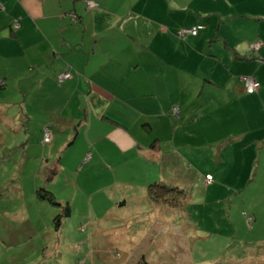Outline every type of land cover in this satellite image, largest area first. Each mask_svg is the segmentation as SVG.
I'll return each mask as SVG.
<instances>
[{"label": "crops", "instance_id": "crops-1", "mask_svg": "<svg viewBox=\"0 0 264 264\" xmlns=\"http://www.w3.org/2000/svg\"><path fill=\"white\" fill-rule=\"evenodd\" d=\"M87 1L97 6L87 8ZM197 26L196 36L177 38L179 29ZM67 66L72 77L58 83ZM247 76L259 82L256 93L245 92L241 78ZM8 85L25 111V124L9 122L11 144L27 138V164L40 162L31 169L35 181L59 212L67 207L69 216L74 205L58 200L54 186L61 167L56 175L43 167L51 161L66 164L63 171L77 178L91 171L108 180L103 176L116 166L114 174L126 178L116 180L124 186L118 207L126 209L133 197L138 207L184 214L192 198L185 182L192 173L194 182L202 175L192 168L198 152L210 148V155H219L229 142L256 149L264 162V0H0V89ZM206 92L211 98L203 101L218 102L216 116L227 117L219 121L237 124L241 118L260 126L236 128L230 137L223 125L202 127L211 106L197 116L190 106ZM47 125L52 141L41 147ZM72 181L65 180V190ZM151 183L189 194L180 206L154 201ZM245 214L252 227L254 214ZM243 260L264 264V250H250Z\"/></svg>", "mask_w": 264, "mask_h": 264}, {"label": "rangeland", "instance_id": "rangeland-1", "mask_svg": "<svg viewBox=\"0 0 264 264\" xmlns=\"http://www.w3.org/2000/svg\"><path fill=\"white\" fill-rule=\"evenodd\" d=\"M14 90L11 85L0 89V112L7 116L0 117V264H135L141 257L148 264H243L250 250H264V162H258L256 149L225 142L222 145L228 148L221 149L222 155H217L219 150L210 155V148L194 155L192 168L202 175L194 169L199 180L185 182V188H192V198L186 199L184 214L179 208L156 212L145 205L138 207L133 197L128 198L126 209L118 207L122 198L117 197L124 186L116 180L126 178L114 174L116 166L103 180L91 171L77 178L63 171L67 165L61 162L43 163L54 175L61 167L54 188L58 200L74 205L66 216L60 207L39 198L36 191L43 183L35 181L39 178L31 169L41 164H27V138L14 142L16 147L11 144L10 120L16 126L25 124L22 97ZM201 98L190 106L195 116L202 115L207 106L213 110L206 113L211 119L202 127L215 131L223 125L230 137L236 128L252 131L260 126L246 118L244 122L239 118L237 124L219 121L227 117L225 113L216 116L218 102L203 101L211 98V92ZM206 174L212 177L209 183ZM63 178L73 179L68 190ZM135 190L145 195L138 187ZM158 192L152 190L155 195ZM171 194L185 200L184 194ZM243 212L254 214L252 227Z\"/></svg>", "mask_w": 264, "mask_h": 264}, {"label": "trees", "instance_id": "trees-1", "mask_svg": "<svg viewBox=\"0 0 264 264\" xmlns=\"http://www.w3.org/2000/svg\"><path fill=\"white\" fill-rule=\"evenodd\" d=\"M14 22H16V21H14ZM17 23H18V21H17ZM18 25H19V23H18ZM19 27H20V25H19ZM18 27V28H19ZM12 28L14 29V30H16V29H18V28H15L14 27V23H13V25H12ZM182 29H184V28H182ZM179 30H181V29H179ZM178 30V31H179ZM177 31V32H178ZM177 32H176V36H177V38H179L178 37V35H177ZM191 37H194V36H191ZM179 39H181V38H179ZM64 73H68V74H70V78L72 77V73H71V69H70V67L69 66H67V68L62 72V73H60L57 77H56V80H57V82L58 83H61V82H59L58 81V77L61 75V74H64ZM65 80H67V79H65ZM64 80V81H65ZM63 82V81H62ZM242 84H243V82H242ZM243 87H244V84H243ZM260 89V88H259ZM245 90V89H244ZM246 92V91H245ZM256 93V92H255ZM253 94V93H252ZM45 127H48V129L50 130V133H51V135H52V132H51V128H50V126L49 125H47V126H45ZM45 127H43V129H42V137H43V130H44V128ZM41 141H42V138H41V140H40V144H41ZM41 145H43V144H41ZM46 145V144H45ZM177 170H178V168H177ZM191 173V171L189 172V174ZM189 181H193L194 182V174L192 173L190 176H189ZM188 182V181H187ZM182 184H184V183H181V185ZM182 188V187H181ZM153 189H158L160 192H158V194L156 193V195L155 194H153L152 193V190ZM149 194H150V197L154 200V201H156V200H162V201H164V202H167V203H171V205H177V206H180V205H182V202H183V200H180V199H178V200H176L175 199V201L174 200H172V199H170L169 201L170 202H168V199L166 198L165 199V196L164 195H166L167 193H171V192H176L178 195L179 194H189V191H186L185 189H178V188H169V187H166V186H164V185H161V184H159V183H154V184H151L150 186H149ZM37 192V194H38V196H39V198H41V199H45V200H49L51 203H54L53 202V197L51 196V194L50 193H48V192H46L44 189H39L38 191H36ZM166 203V204H167ZM62 213L63 214H65L66 216H68V208L67 207H65V208H63V210H62ZM246 217H248L246 214H245V218ZM251 218V217H250ZM246 221H247V219H246ZM251 222H252V219H251ZM135 264H148L147 262H146V260L143 258V257H141L139 260H137L136 262H135Z\"/></svg>", "mask_w": 264, "mask_h": 264}, {"label": "built area", "instance_id": "built-area-1", "mask_svg": "<svg viewBox=\"0 0 264 264\" xmlns=\"http://www.w3.org/2000/svg\"><path fill=\"white\" fill-rule=\"evenodd\" d=\"M86 5H87V8H95L97 6V4L95 2H92V1H87ZM71 18L73 21H75V15L71 14ZM14 27L15 28L19 27L17 21L14 22ZM200 28H201L200 26L192 27V28H184V29L179 30L177 32V35L181 39H183L186 36H196L197 32ZM69 78H70V74L64 73L58 77V81L62 82L65 79H69ZM241 82H243L244 89H245L246 93H248V94L255 93L260 88L259 82L256 79H254L253 77H248V76L242 77ZM51 141H52V135L50 133V130L48 129V127H45L43 130V137H42L41 144H43V145L49 144V143H51ZM210 181H211V178L209 176H207L206 177V183H209ZM246 219H247V223L250 224L251 218L246 217Z\"/></svg>", "mask_w": 264, "mask_h": 264}]
</instances>
